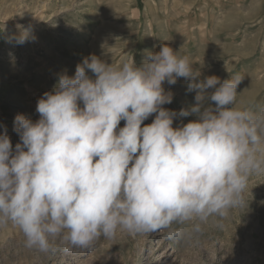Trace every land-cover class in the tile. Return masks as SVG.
I'll return each mask as SVG.
<instances>
[{
    "label": "clouds",
    "instance_id": "1",
    "mask_svg": "<svg viewBox=\"0 0 264 264\" xmlns=\"http://www.w3.org/2000/svg\"><path fill=\"white\" fill-rule=\"evenodd\" d=\"M199 76L166 44L139 66L91 55L74 77L60 75L37 101V121L15 117V148L0 134V227L10 223L26 247L49 253L57 242L89 249L118 231L171 236L174 223L244 208L250 177L264 174V111L235 107L243 78ZM179 78L195 104L177 113L164 107L173 94L163 85Z\"/></svg>",
    "mask_w": 264,
    "mask_h": 264
},
{
    "label": "rangeland",
    "instance_id": "2",
    "mask_svg": "<svg viewBox=\"0 0 264 264\" xmlns=\"http://www.w3.org/2000/svg\"><path fill=\"white\" fill-rule=\"evenodd\" d=\"M22 33L23 44L9 42ZM161 44L189 57L200 80L243 78L235 107L264 111V0H0V134L15 148V117L37 121V101L60 75L74 77L83 59L118 67L133 58L139 66ZM163 87L173 94L166 109L194 106L183 78ZM243 195L246 206L227 217L174 223L171 236L118 231L84 250L59 242L55 252L30 249L9 223L0 227V264H264V174L250 177Z\"/></svg>",
    "mask_w": 264,
    "mask_h": 264
}]
</instances>
